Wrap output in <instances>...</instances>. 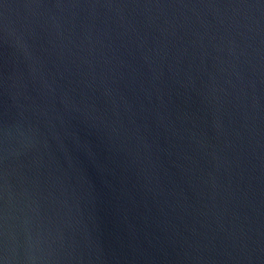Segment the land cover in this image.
Returning a JSON list of instances; mask_svg holds the SVG:
<instances>
[{
	"label": "water",
	"instance_id": "95a60500",
	"mask_svg": "<svg viewBox=\"0 0 264 264\" xmlns=\"http://www.w3.org/2000/svg\"><path fill=\"white\" fill-rule=\"evenodd\" d=\"M0 264H264V0H0Z\"/></svg>",
	"mask_w": 264,
	"mask_h": 264
}]
</instances>
